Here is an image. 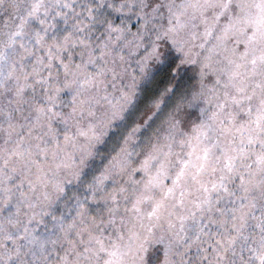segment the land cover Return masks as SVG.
<instances>
[{
	"label": "snow or ice",
	"instance_id": "obj_1",
	"mask_svg": "<svg viewBox=\"0 0 264 264\" xmlns=\"http://www.w3.org/2000/svg\"><path fill=\"white\" fill-rule=\"evenodd\" d=\"M0 264H264V0H0Z\"/></svg>",
	"mask_w": 264,
	"mask_h": 264
}]
</instances>
